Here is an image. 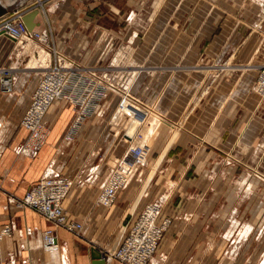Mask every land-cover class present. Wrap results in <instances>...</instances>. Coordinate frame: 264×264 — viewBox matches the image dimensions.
I'll list each match as a JSON object with an SVG mask.
<instances>
[{
  "label": "crops",
  "instance_id": "0c3cea01",
  "mask_svg": "<svg viewBox=\"0 0 264 264\" xmlns=\"http://www.w3.org/2000/svg\"><path fill=\"white\" fill-rule=\"evenodd\" d=\"M13 1L11 3L17 1L19 7H28L26 14L37 9L28 22L32 29L44 28L42 9L37 0H27L25 3H21V0ZM153 1L155 4L159 2ZM133 5V0H52L45 7H48L53 27V45L60 52L79 61L97 63L112 50L108 37L116 35L117 26L122 19L120 13ZM143 14L145 15V10L140 12L138 18L144 17ZM20 42L4 34L0 35V66L23 69L16 79L14 93L5 94L0 91V226L9 223L13 228L12 234L3 237L0 243V264H90L88 251L91 247L89 246L85 254V247L79 240H74L59 229L56 230L58 248L53 252L42 250L41 233L50 227L49 222L32 209H21L8 204V194L23 196L47 169L69 176L75 182L62 201L68 218L82 221L84 233L97 229L110 230L107 236L94 244L96 248L112 249L118 246L121 238H117V229H120L119 233L123 228L129 230L138 212L147 202L148 195L161 178L160 171L156 170L153 174L156 181L151 184L154 176L142 172L145 165L149 164L147 160L145 165L140 166L132 183L118 191L111 206L103 208L95 204L104 176L115 164L127 142L146 149L168 147L172 151L185 148L189 150L186 163L178 166V170H181L178 181H185L181 177L186 178L188 175L189 191L184 190V196L181 195L187 205L172 208L170 212L164 210L167 215H173L174 222L166 232L151 264H244L245 261L256 264L261 260L264 255V238H259L260 229H253L247 241L245 237L237 240L239 247L235 250L236 255L233 254L235 258L228 254L232 251L227 248L230 245L228 240L220 236L233 218L242 220L248 208L241 207L238 201V189L243 175H230V169L223 159V151L231 149L235 135L242 133L243 136L246 132L248 137L253 136L255 139L258 127L253 125L243 130L245 113L249 108L245 106L246 99L237 97L231 107L222 106L216 112L211 108L205 109L199 116H204L203 128L198 127V120H195L189 124L188 130L176 132L177 139L173 138L167 145L163 142L160 144L163 139H167V135L163 136L164 128L161 132V127L158 129L154 126L151 131L141 121L140 126L131 134L130 130L115 126L111 118L118 97L110 94L107 106L90 117L80 128L76 139L67 143L64 141V133L72 112L65 104L57 101L46 113L50 126L47 141L35 157L29 158L18 152L24 130L16 118L21 116L24 107L29 103L35 86V73L22 65L30 59V53L36 54V47L32 42ZM190 65L178 66L190 68ZM234 83H237L236 80L226 79L221 86ZM252 104L254 117L260 114V102L255 104L253 101ZM122 114L126 118H133L128 111H123ZM190 116L194 119L198 117L196 113ZM120 117L122 115L118 118ZM148 135L153 139L151 146L146 139ZM166 159L158 157L152 162V166L157 169ZM235 168H232L234 172ZM230 181L235 188L231 196L227 189ZM224 197L226 198L222 201ZM230 197L237 199L236 206L235 201H229ZM127 215L129 220L122 225ZM254 220L248 219L255 224ZM106 264L118 263L113 259H106Z\"/></svg>",
  "mask_w": 264,
  "mask_h": 264
},
{
  "label": "rangeland",
  "instance_id": "374dc122",
  "mask_svg": "<svg viewBox=\"0 0 264 264\" xmlns=\"http://www.w3.org/2000/svg\"><path fill=\"white\" fill-rule=\"evenodd\" d=\"M39 1L38 5L42 9L44 22L42 30L46 32L48 41L55 45L48 7H45L52 0ZM133 1V7H129L124 13H120L122 19L120 23L118 22L116 35L108 37L112 46L111 52L103 55L97 63L82 62L62 52L60 53L65 57L75 59L80 65L101 66L100 74L106 73L110 77L108 81L103 83L105 86H109V89L106 92L107 97L101 101L100 109L109 103L107 100L109 94L118 97L117 104L119 99L128 101L133 98L132 104L146 113L142 120L146 128L148 127L152 131L154 126L158 129L161 127V132L164 128L163 136L167 135V139H163L161 145L162 142L166 145L170 144L173 138L177 137L178 133L176 132L182 129L188 130L189 124L191 125L195 120H198V127L203 128L204 116H201L202 118L199 116L206 111L205 109L211 108L216 112L222 106L223 108L231 107L237 97L246 99L244 103L249 108L248 112L245 113L243 130L253 125L258 127L257 133L254 135L255 139L253 136L248 137L246 132L243 136L242 133H239L238 136L235 135L231 149L223 151L224 162L230 169L229 174L243 175L238 189L240 192L238 201L241 207L248 206L244 212V218L242 220L233 218L220 235L230 243L227 248L232 251L228 254L231 258H235V250L239 247L237 240L242 237H245V241L250 239L253 229H260L259 238H264V95L254 85L259 67L264 65V0H159L157 4L153 0ZM141 10H145V15L143 14L144 17L139 19L138 15L142 12ZM29 51L31 52V49ZM33 55L30 53V59H27L22 67L29 68V70L35 67V70H31L34 73L37 72L36 79L45 70L43 68L45 61L52 56L44 49H41L38 57ZM179 64H185V66L191 64V67H179ZM226 79L236 80L237 83L221 86ZM253 101L255 104L260 102L258 110L260 114L256 113L258 115H255L258 117H253ZM58 102L65 104L63 101ZM65 106L71 110L72 117L65 130L64 141L71 143L76 139L80 128L90 118L80 128L73 130L74 134L70 140H67L65 134L72 130L74 112L66 104ZM116 107L113 110L112 123L119 129L125 128L130 130L131 134L132 131L134 133L141 121L137 120L130 112L133 118L129 119L127 115L128 118L124 117L123 111L128 110L120 109L116 112ZM27 108L28 104L21 112V116L16 118L19 126L24 130L18 152L33 158L45 145L50 134V126L45 114L40 118L49 129L45 142L39 148L26 151L24 146L28 143L31 135L30 130L23 123V116ZM107 110L110 109L107 108ZM193 113L197 114L196 119L190 116ZM119 115L122 117L118 118ZM146 139L148 145L151 146L153 144L152 136L148 135ZM144 153L145 157L141 165H145L147 160L149 164L145 165V170L142 172L154 176L156 170H159L161 175L158 184L148 195L147 202L159 199L162 205L161 218L168 217L171 221L163 230L156 250L146 262V264H151L160 249L166 232L174 222L173 215L171 213V215H167L164 210L170 212L172 208H177L183 204L187 205L181 195L185 194L184 190L189 191L187 187L188 175L186 178L181 177L185 181H178L181 176V170H178V166L186 163V158H189V150L185 148L172 151L168 147H160L145 148ZM158 157H166L167 161L156 169L152 166V162ZM141 165L134 169V175L129 184L139 172ZM233 167H236L235 172ZM44 174L45 170L23 196L17 197L8 194V204L20 208L17 206V202L25 196L32 186L40 181ZM107 175L104 176L102 184L106 182ZM64 177L71 181L70 191L75 182L69 176ZM154 181H156V176H154L151 184ZM227 189L231 196L235 189L232 181L229 182ZM225 198H222V201ZM231 199L230 197L229 201ZM232 201H235L234 205L236 206L237 199L233 198ZM95 204L101 206L97 203V198ZM252 210L253 212L250 213ZM66 217L68 218L67 214ZM248 219H255V224L249 222ZM128 220L129 216L127 215L122 221V225H125ZM79 222L83 225L82 221ZM49 224L50 227L48 228L56 229L53 224L50 222ZM5 225L10 224L0 226V232ZM122 225L119 223L120 227ZM119 231L118 228L117 238L119 237V239L128 233L126 228H123L120 233ZM12 232L13 228L9 235L2 236L0 243L3 237L10 236ZM108 233H110L108 229H97L90 233L82 232L79 237L71 233L67 234L84 245V253L86 254L89 246L96 247L94 244L101 241ZM121 239L118 244L123 240ZM263 259L264 255L256 264H262ZM244 264H248V262L245 261Z\"/></svg>",
  "mask_w": 264,
  "mask_h": 264
},
{
  "label": "built area",
  "instance_id": "2783aa9c",
  "mask_svg": "<svg viewBox=\"0 0 264 264\" xmlns=\"http://www.w3.org/2000/svg\"><path fill=\"white\" fill-rule=\"evenodd\" d=\"M28 9L23 6L0 16V35L4 34L18 42L34 43L36 47L34 57L39 56L41 49L52 56L48 60L45 58V64L43 63L45 70L36 78L28 108L23 116V123L31 134L28 143L24 146L26 151L39 148L45 142L49 129L40 118L57 101L65 102L74 112L72 130L65 134V138L70 140L73 132L88 118L102 111L100 104L107 97L106 92L109 89V86L103 83L110 77L106 73L100 74L101 66L87 67L80 65L73 58L62 55L52 42L48 41L44 30H28L23 20V15ZM20 70L23 69L0 66L1 92L14 93ZM34 75L36 76L37 72ZM254 85L264 95V65L259 67ZM133 100V98L129 99L130 103H128L124 99H119L116 112L127 109L137 120L142 121L146 113L133 105ZM144 149L143 146L126 143L125 148L117 156L115 164L110 168L106 182L101 186L97 196L99 205L109 207L113 204L118 191L129 184L134 175V169L142 164L145 157ZM70 187L71 181L68 178L47 170L40 181L17 202L18 207L36 211L55 226L56 229L46 228L41 233V248L45 250L54 251L58 248L57 229L78 237L82 235V223L68 219L62 205ZM161 210L162 205L159 199L147 202L118 246L112 249H99L102 257L105 260L113 259L118 264H146L156 250L163 230L171 222L168 217L161 218ZM11 230V225H5L0 232V240L3 235H9Z\"/></svg>",
  "mask_w": 264,
  "mask_h": 264
},
{
  "label": "water",
  "instance_id": "95a60500",
  "mask_svg": "<svg viewBox=\"0 0 264 264\" xmlns=\"http://www.w3.org/2000/svg\"><path fill=\"white\" fill-rule=\"evenodd\" d=\"M26 1L27 0H21V3L23 2L25 3ZM11 2H14V1L13 0H0V16L6 14L7 12L16 10L19 7L17 1L16 3H11ZM37 11H38L37 9H34L29 14L25 13L23 15V20L28 30H32L30 23L28 22V19L33 13H36ZM89 256H90V264H106V260L101 256V252L95 247H91Z\"/></svg>",
  "mask_w": 264,
  "mask_h": 264
},
{
  "label": "bare ground",
  "instance_id": "6f19581e",
  "mask_svg": "<svg viewBox=\"0 0 264 264\" xmlns=\"http://www.w3.org/2000/svg\"><path fill=\"white\" fill-rule=\"evenodd\" d=\"M37 1H39V0H37ZM38 3H40V1L39 2H37V4ZM26 42H29V41H26ZM37 78V77H36ZM35 83H36V79H35ZM82 232H83V228H82ZM96 248V247H95ZM105 248V247H104ZM98 249V248H97ZM108 249H110V248H108ZM42 250H44V251H46V252H53V251H48V250H45L44 248H42ZM99 250V249H98ZM55 251V250H54ZM100 251V250H99ZM101 252V251H100ZM102 256V255H101ZM262 264H264V262L262 263Z\"/></svg>",
  "mask_w": 264,
  "mask_h": 264
}]
</instances>
